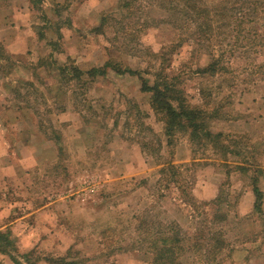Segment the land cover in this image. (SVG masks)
<instances>
[{"label":"rangeland","instance_id":"374dc122","mask_svg":"<svg viewBox=\"0 0 264 264\" xmlns=\"http://www.w3.org/2000/svg\"><path fill=\"white\" fill-rule=\"evenodd\" d=\"M120 1L0 0V43L19 61L0 68V124L9 122L3 133L18 156L26 144L47 152H59L56 139L63 145L58 162L30 172L31 198L64 197L70 213L84 208L82 218L66 222L87 249H71L74 260L129 251L150 261L158 232L177 231L187 237L180 264H236L234 250L250 241L247 220L264 215L263 191L258 205L239 211L245 188L264 182V0H208L212 18L201 21V41L190 33L195 22L188 30L155 0H135L130 13ZM103 15L105 29L93 32ZM214 56L218 72L201 71ZM108 60L136 73L109 68L78 78L71 70ZM161 66L205 110L210 130L224 133L220 145L181 130L168 142L140 77L152 83ZM64 112L69 119H61ZM17 114L23 123L14 125L8 117ZM168 162L178 175L160 172ZM199 188L211 197L197 196ZM218 232L225 244L213 260L208 250Z\"/></svg>","mask_w":264,"mask_h":264},{"label":"crops","instance_id":"0c3cea01","mask_svg":"<svg viewBox=\"0 0 264 264\" xmlns=\"http://www.w3.org/2000/svg\"><path fill=\"white\" fill-rule=\"evenodd\" d=\"M19 107L13 106V109ZM18 111V110H16ZM11 112V110H10ZM15 114V113H14ZM17 114L14 118L10 115V122L22 124L23 120ZM62 120L69 119L68 113L61 115ZM0 124V231L10 230L15 239L18 252L21 254L38 251L44 253L46 257H65V263L59 264H150V261L137 259L129 251H123L114 257H101L93 252L87 253L85 260L71 259V249L74 251H87L84 243L77 239V234L73 233L66 225L70 217L82 218L84 208H73L74 213L64 211V197L45 199L44 202L36 203L31 198L30 189L33 188V181H30L29 174L41 168L48 162H58L59 152H47L38 150L26 144L25 152H12V144L8 134L3 133L4 124L9 123L3 119ZM37 126V125H36ZM37 129V127H36ZM38 141L40 140L39 131H36ZM22 137V136H21ZM26 140V138H24ZM41 141V140H40ZM39 141V142H40ZM43 141V140H42ZM22 178V179H21ZM263 191L264 204V182L259 184ZM24 189V190H22ZM13 190V191H12ZM196 195L202 199H209L211 196L201 188L196 190ZM256 195L253 188L246 187L242 200L240 201V213H246L254 208ZM96 208V206H92ZM80 213V215H79ZM65 222V223H64ZM247 224L252 229L246 233L251 235L250 241L238 245L234 250L236 264H264V215L260 218L247 220ZM246 224V225H247ZM244 233V234H246ZM72 237H74L72 239ZM261 247V249H259ZM97 252V250H96ZM102 252V250H101ZM240 257L243 260L241 262ZM23 264L28 262L22 258ZM81 261V262H80ZM0 264H16L9 253L0 251ZM36 264H50L45 258L37 261Z\"/></svg>","mask_w":264,"mask_h":264},{"label":"trees","instance_id":"16d2710c","mask_svg":"<svg viewBox=\"0 0 264 264\" xmlns=\"http://www.w3.org/2000/svg\"><path fill=\"white\" fill-rule=\"evenodd\" d=\"M135 0H121L120 8L125 11L131 12L133 3ZM153 1V0H151ZM165 11L172 12L179 21H182L188 27V30L192 28L194 22L196 23L195 29L190 31L192 37H196L201 41V33L204 30H201L203 27L201 21L211 20L212 16L210 15V6L208 0H155ZM133 2V3H132ZM55 14H59L57 9H54ZM109 20V15H103L101 18V23L98 26H95L92 31L102 33L106 27V22ZM63 24L68 25L70 28L76 29L75 25L69 20H66ZM209 24V23H208ZM212 26V24H210ZM197 28V31H196ZM213 34V31H211ZM50 44H53L52 42ZM11 54L6 50L3 43H0V68L5 71V66L11 61L19 62L18 60L13 59ZM219 58L215 57L213 60L204 68H201V71L205 73L215 74L219 70ZM165 65V63H164ZM166 67V65H165ZM161 66L155 73V79L151 83L148 78H145L142 74L140 77L142 81V90L151 93V106L154 109L155 113L165 122V134L169 138V143L171 142V137L175 134L176 131H186L189 132L192 140L202 141L204 139H209L214 146L220 145L222 139L225 137L223 132L214 133L208 127L206 122L205 110L191 105L182 89H180L175 81V78L170 76L166 68ZM109 68L115 70L118 74H123L125 72L136 73V70L126 67L123 68L118 62H113L108 60L103 66L92 67L89 70L83 71L76 66H72L71 70L75 77L81 78L83 73L89 74L91 77H96L97 75L107 74ZM63 72H69L68 69L63 70ZM138 73V72H137ZM9 75H6V79L9 78ZM8 80V79H7ZM15 86V85H14ZM19 88H15L16 95L19 93ZM20 95V94H18ZM45 131V130H44ZM56 132V131H55ZM49 139L53 140L52 135H47ZM58 136V135H57ZM56 143L59 148V153L61 156L62 142L61 140L56 139ZM219 147V146H218ZM224 153L229 149L225 145L222 146ZM161 173L170 172L173 176L178 175V167L172 162L166 163L164 167L160 170ZM253 190L256 195V204H259V200L262 197V192L258 184V180L255 181L253 185ZM219 197L216 198L218 200ZM174 229V228H172ZM157 235V233H156ZM151 243L152 245V254L154 255L153 260H150V264H180V257L185 251L183 242L187 241V237L181 235L179 232H174L173 234H165L160 236L158 232V237L154 238ZM212 249L208 250V255L216 254V257L213 260H217L221 254L225 244V240L222 239V233L218 232L216 235H213L212 240ZM160 243V244H159ZM153 245L155 246L153 248ZM0 251L9 253L16 264H23L21 256L28 262V264H36L35 259L30 257L31 253L21 254L18 252V247L16 246L15 239L12 237L10 230L5 232L0 231ZM33 255V252H32ZM31 255V256H32ZM45 259L50 264H59L65 263V257H45Z\"/></svg>","mask_w":264,"mask_h":264}]
</instances>
